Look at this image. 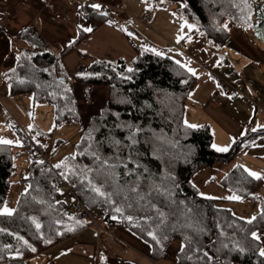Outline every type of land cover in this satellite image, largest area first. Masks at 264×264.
<instances>
[{"label": "trees", "instance_id": "16d2710c", "mask_svg": "<svg viewBox=\"0 0 264 264\" xmlns=\"http://www.w3.org/2000/svg\"><path fill=\"white\" fill-rule=\"evenodd\" d=\"M154 1L181 2L182 15L216 47L229 39L227 20L242 28L251 24L252 8L245 0ZM82 11L95 26L108 15L90 5ZM13 40L21 48L10 93L31 92L35 102L51 104L57 126L82 119L76 83L87 98L94 85L108 88L105 105L83 128L76 154L62 161L67 167L59 168L96 220L131 229L151 245L154 259L162 257L177 238L179 264H264L259 254L262 242L251 235L264 231V196L258 192L264 179L252 177L240 164L221 179L242 199L258 203L255 220L202 196L192 182L201 168L231 161L260 140L264 130L245 134L227 151L215 149L207 124L189 127L184 120L186 100L197 77L168 55L138 49L130 62L96 59L82 72L68 75L60 56L33 24L23 27ZM13 146L0 144V210L18 173ZM24 174L21 181L28 187L20 193L13 214L0 215V264H24L93 222L80 215L74 199L63 196L54 173L31 161Z\"/></svg>", "mask_w": 264, "mask_h": 264}, {"label": "crops", "instance_id": "0c3cea01", "mask_svg": "<svg viewBox=\"0 0 264 264\" xmlns=\"http://www.w3.org/2000/svg\"><path fill=\"white\" fill-rule=\"evenodd\" d=\"M246 1L252 8L251 27L242 28L227 20L229 39L223 46L216 47L192 20L182 15L181 5L173 3L159 4L154 0H0V64L12 62L0 75V93L7 99L11 94L10 82L15 77L18 46L13 39L28 24H33L49 48L60 56L68 75L82 72L96 59L130 62L138 49L148 48L174 58L189 71L191 69L197 82L188 94L184 120L188 125L207 124L213 133L215 149L229 150L233 142L245 134L264 130V0ZM121 3L125 7L123 11L116 7ZM95 4L100 5L99 9L105 6V12H108L106 20L99 21L96 26L82 11L83 7ZM144 8L151 11L149 24L138 20ZM85 28L92 31H84ZM71 45L74 46L65 51ZM210 71L241 92L224 94L210 77ZM81 90L82 86L76 83L75 91ZM249 95L252 100L248 99ZM107 98L105 85H94L89 98H80L83 125L100 111ZM97 102L99 106L92 110ZM8 112L10 118L14 116L10 110ZM238 164L248 172L264 177V135L231 161L204 166L192 176V182L202 196L213 198L220 206L252 219L259 211L258 203L240 196L239 200L229 199L238 195L221 184V179ZM258 192L264 196V180ZM256 233L260 235L264 249V231ZM24 264L179 263L166 256L152 258L151 245L131 229L121 225L107 226L97 220L27 258Z\"/></svg>", "mask_w": 264, "mask_h": 264}, {"label": "rangeland", "instance_id": "374dc122", "mask_svg": "<svg viewBox=\"0 0 264 264\" xmlns=\"http://www.w3.org/2000/svg\"><path fill=\"white\" fill-rule=\"evenodd\" d=\"M173 4L182 5L181 2ZM20 48L17 46L16 54H19L17 51ZM11 63L10 61L0 64V75L3 69L7 68V65ZM76 96L79 101V107H81L80 98L82 96L86 98L85 92L83 90L79 93L76 92ZM8 97L7 99L0 93V139L13 141V152L18 173L14 177L8 199L3 208L7 206L14 210L20 193L28 187V184L21 181V179L23 173H25L24 176L27 175L29 164L32 161L30 158V146L22 133L25 132L28 136L32 135V138L39 141L51 161L56 164L59 160L76 154V145L81 139L85 125H83V119H81L77 123L57 126L55 124L54 107L51 104L35 102L31 92L10 94ZM98 106L97 102L91 109L95 110ZM8 110L14 114V117L21 124L22 133L16 127L10 125ZM180 244L181 241L179 239H173L163 256L168 257L174 263H179L176 252L180 248L178 247Z\"/></svg>", "mask_w": 264, "mask_h": 264}, {"label": "built area", "instance_id": "2783aa9c", "mask_svg": "<svg viewBox=\"0 0 264 264\" xmlns=\"http://www.w3.org/2000/svg\"><path fill=\"white\" fill-rule=\"evenodd\" d=\"M116 7L117 9L122 11L125 8L124 4L122 3L117 5ZM101 9L104 10L105 6H103ZM138 20L144 24H149L151 22V11L147 8H144L142 10L141 15L138 17ZM210 77L218 84L219 90H221L224 94L236 95L237 93L241 92L237 89L236 86L231 84L229 81L223 79L214 71H210ZM248 99L252 100V96L249 95ZM9 123L11 126L16 127L22 133V126L14 116L10 118ZM22 135L30 144L31 160L41 164V167L46 171L55 174V182L60 185V190L63 193V196L65 198H72L75 200V207L79 211L81 216L97 221L95 217L91 214V212L88 210V208L79 199V197L76 196L72 185L68 183L66 179L62 176L60 169L55 167V164L51 161L50 157L45 152L43 147L34 138L28 136L25 132H23Z\"/></svg>", "mask_w": 264, "mask_h": 264}, {"label": "snow or ice", "instance_id": "6c2138e0", "mask_svg": "<svg viewBox=\"0 0 264 264\" xmlns=\"http://www.w3.org/2000/svg\"><path fill=\"white\" fill-rule=\"evenodd\" d=\"M245 3H246V0H245ZM92 7L93 8H96V9H99L100 8V5L99 4H95V5H92ZM249 26L251 27V25H249ZM189 27H192V26L189 25ZM224 27L227 28V25H224ZM84 31L90 32V31H92V29L91 28H85ZM181 39H183V37H181ZM157 54L159 55V53H157ZM177 63H179V61H177ZM129 70L131 71V69H129ZM190 71H191V69H190ZM188 126L189 127H195V125H188ZM254 131H255V129H254ZM134 142L135 141L133 140V143ZM12 143H13V141H11V140L0 139V144H12ZM217 150L218 151H221V152H224V151H227L228 149L227 148H218ZM74 158L75 157H73V159ZM97 159H99V157H97ZM103 163L104 164H107V161H104ZM62 166L63 167H67V165L64 164V162H62L61 164L55 165V167H57V168H60ZM110 167L114 168V167H116V165H111ZM125 167H126V165H125ZM62 175H63V173H62ZM249 175H251L252 177H254L256 179H264V177H262L259 173L249 172ZM65 178H67V177H65ZM94 190L96 192L100 193V195H102V196L104 195V193L101 192L99 188H95ZM133 190L135 191V189H133ZM228 198L229 199H237V200L241 199L239 196L228 197ZM115 210H116V212H120L121 211L120 208H116ZM13 212H14L13 209H10L7 206H5L2 210H0V215H8V216H11L13 214ZM262 215H264V210H262ZM127 219L131 220L132 218L131 217H128ZM255 219H256V217H252V220H255ZM252 220H249L248 223H251ZM36 227H37V229H39L40 228V225L37 223L36 224ZM0 231H2V229H0ZM251 235H252V238L255 239V240H257V241H259L261 239L260 235L258 233H256V232H253ZM48 242L51 243V241H48ZM25 243H27V241H25ZM224 247H227V244H225ZM34 250L35 249H33V251ZM196 251H200V249H196ZM240 251H243V249H240ZM259 254H260V256L264 257V249H261L260 252H259ZM203 255L206 256V257L209 256L208 252H204ZM209 259H211V257H209Z\"/></svg>", "mask_w": 264, "mask_h": 264}, {"label": "water", "instance_id": "95a60500", "mask_svg": "<svg viewBox=\"0 0 264 264\" xmlns=\"http://www.w3.org/2000/svg\"><path fill=\"white\" fill-rule=\"evenodd\" d=\"M214 257H215V255H214Z\"/></svg>", "mask_w": 264, "mask_h": 264}, {"label": "bare ground", "instance_id": "6f19581e", "mask_svg": "<svg viewBox=\"0 0 264 264\" xmlns=\"http://www.w3.org/2000/svg\"><path fill=\"white\" fill-rule=\"evenodd\" d=\"M32 136V135H31Z\"/></svg>", "mask_w": 264, "mask_h": 264}]
</instances>
